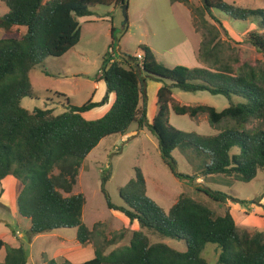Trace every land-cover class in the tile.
I'll return each instance as SVG.
<instances>
[{"label":"trees","instance_id":"trees-1","mask_svg":"<svg viewBox=\"0 0 264 264\" xmlns=\"http://www.w3.org/2000/svg\"><path fill=\"white\" fill-rule=\"evenodd\" d=\"M169 1L191 12L193 26L201 35L200 67L164 66L147 46L134 55H120L121 61L108 52L98 81L105 82L116 100L104 117L90 121L83 115L102 107L108 98L77 107L57 94L67 102L66 112L60 115L50 109L24 108V99L34 97L31 75L47 60L61 59L80 44V20L93 17L94 8L122 7L128 0H1L5 13L0 15V185L12 176L22 186L17 211L30 222L29 240L75 230L79 244L94 249V258L84 264H208L202 254L208 244L221 250L218 264H264V232L240 229L228 206V199L239 200L223 192L197 189L223 204V214L187 194L166 212L149 197L147 182L137 169L135 178L120 189L122 204L117 205L107 190L112 178L109 169L101 188L108 209L139 226L129 245L110 252L125 240L129 229L111 237L97 225L90 229L83 220L87 199L84 194L73 195L92 151L111 136L126 135L133 125L157 139L163 163L179 180L193 184L199 176H223L250 184L264 174V69L229 53L230 46L222 39L223 23L215 16L216 11L234 21L257 20L261 32H252L248 44L264 57V10L235 8L225 0H203L200 8L190 0ZM115 35L112 27L110 48L114 49ZM149 82L161 85L153 122L148 119ZM175 91L223 97L228 107L218 111L203 104L182 106L174 100ZM171 110L178 116L206 120L217 134L177 130L170 123ZM177 152L196 171L194 176L179 172ZM3 195L0 186V203ZM167 239L182 242L186 250L174 249ZM2 250L6 252L3 264H28L24 247L14 248L1 240ZM48 264L73 263L51 260Z\"/></svg>","mask_w":264,"mask_h":264},{"label":"rangeland","instance_id":"rangeland-1","mask_svg":"<svg viewBox=\"0 0 264 264\" xmlns=\"http://www.w3.org/2000/svg\"><path fill=\"white\" fill-rule=\"evenodd\" d=\"M190 1L194 7L200 8L203 5V0ZM225 1L235 8L264 10V0ZM188 10L182 4L172 5L169 0H128V23L126 24L121 6L94 8L93 17L80 20L82 38L78 49L82 55L69 57L65 60L50 59L43 66L38 67L32 74L34 97L24 99L23 107L31 112L36 109H50L54 111L55 115H60L66 112V105L64 99L58 97L57 94L66 96L70 99L71 104L77 107H82L89 101L105 99L101 98L100 92L95 90V82H98V74L104 56L111 49L114 50V48H110L112 27L116 30L115 48L118 61H121L120 55H134L142 46L149 48L153 46L159 52L164 53L167 49L183 43L187 38L195 40L194 32L191 31L193 23L190 16L192 17V15ZM4 13L5 9L0 0V15ZM215 16L223 23L222 39L230 46L229 53H234V56H237L241 62L264 69V57L248 44V38L252 32H261L257 20L250 19L245 23L234 21V19L216 11ZM2 35L3 31L0 32V38ZM197 38L201 43L199 33H197ZM159 57L158 62L161 61L160 63L164 66L171 68L178 65L185 66L177 63L179 61L177 56ZM67 60L70 61L72 70L76 73L73 76L66 74L68 68H66L65 62ZM124 66L128 67V65ZM46 71L49 76L45 75ZM148 85L147 104L152 111L153 107L158 104V88L161 85L154 82H149ZM173 97L175 102L182 106L203 104L214 107L218 111H223L228 107V101L225 98L212 96L206 92L175 91ZM98 112H100L98 109H93L89 114L95 113L96 115ZM170 123L177 130L186 134H217V130L212 128L206 120L198 121L188 116H178L172 110ZM134 131H137L138 135L134 134ZM174 157L178 161L179 172L191 176L196 174V171L181 158L178 152ZM109 169L112 170V178L107 185V190L112 202L117 205L122 204L120 189L135 178L136 170L139 169L147 182L149 197L166 212L177 203L182 194H187L206 204L215 212L225 213L226 207L223 204H217L204 193L197 191L200 188H210L239 200L236 202L228 199V206L233 209L240 229L264 232L263 173L259 174L250 184L232 181L223 176L206 178L199 176L193 184L179 180L163 163L157 139L148 130H140L137 125H133L126 135L111 136L103 140L92 151L82 165L73 190V195L84 194L87 199L83 220L90 229L97 225L98 229L106 232L109 237L115 233L130 230H127L128 234L125 240L112 247L108 252L129 245L133 231L139 229L138 225H131L130 221L120 213L108 209L101 188L102 177ZM0 186L4 192L3 202L0 203V241L2 240L14 248L24 247L28 253V264H48L51 260H56L59 263L68 261L73 264H84L94 258V249L81 246L77 241L75 230L55 231L34 236L29 240L27 230L30 227V222L16 214L17 198L22 186L12 177L6 178ZM18 232L22 234H18ZM23 234L25 239L23 237L21 240ZM152 241L156 242L158 239L152 238ZM166 243L178 251L186 250V245L182 242L167 239ZM220 253L221 250L217 245L208 244L202 254L208 264H218ZM5 255V250H2L0 264H3Z\"/></svg>","mask_w":264,"mask_h":264},{"label":"crops","instance_id":"crops-1","mask_svg":"<svg viewBox=\"0 0 264 264\" xmlns=\"http://www.w3.org/2000/svg\"><path fill=\"white\" fill-rule=\"evenodd\" d=\"M190 19L192 21V17L191 16H190ZM89 22H93V21H89ZM191 31L194 32L193 37H194L195 40L192 39L193 41L191 39L187 38V39H185V41H183V43L178 44V45H176L174 47H171V48L167 49L164 53L159 52L153 46L150 47V49L153 51V53L156 56L158 61L160 60L159 56H165V57H168V58L172 57V56H177L176 58L179 60V61H177V63H179V64H183L186 67H190V68L200 67V65H199V63L197 61V52H198V50L200 48L199 46H200L201 43H200V40H198V38H197V32H196V30H195V28L193 26L191 28ZM81 38H82V36H81ZM78 48H79V46L75 47L74 49H72L67 55H65L63 58H61V60H65V59H67L69 57H76V56L82 55V53L80 52V50ZM120 51H121V49H120ZM179 56H181V57H179ZM65 63H66V68H68V70L66 71L67 72L66 74L72 75V76L75 75L76 73H74V71L72 70V65H71L70 61L67 60ZM46 74H47V71H46L45 75ZM31 80H32V75H31ZM32 83H33V80H32ZM33 86H34V83H33ZM148 86H147V89H148ZM160 88L161 87L158 88V91L160 90ZM95 90H97V92H100L101 98H106L107 97L108 98V102H107V104L104 107L95 108V109H98V111H100V112L96 113V115H95V113L93 115L92 114L90 115L89 112L85 113L83 115L87 120H90V121L98 119V118L100 119V118L104 117L111 110V108L114 105L115 100H116L115 94H109L108 93L107 87H106V84H105L104 81L95 82ZM103 100L104 99H100V100L93 101V102L94 103H100ZM65 105H67L66 101H65ZM65 108L67 110V106H65ZM157 113H158V106L153 107L152 111L148 108V119H149L150 122L154 121ZM201 120L203 121L204 119H201ZM142 132H144V131H142ZM134 134L138 135L137 131H134ZM9 177H12V176H9ZM12 178H14V177H12ZM16 209H17V206H16ZM16 214H18L17 210H16ZM8 215L10 216V214H8ZM13 217L15 218V216H13ZM12 231H14V230H12ZM18 234H22V233L18 232ZM22 238L25 239V235L24 234L21 235L20 239L23 240Z\"/></svg>","mask_w":264,"mask_h":264},{"label":"water","instance_id":"water-1","mask_svg":"<svg viewBox=\"0 0 264 264\" xmlns=\"http://www.w3.org/2000/svg\"><path fill=\"white\" fill-rule=\"evenodd\" d=\"M123 12H124V17H125V23H128V4H125L122 6ZM136 68H138V72H140V66L136 65Z\"/></svg>","mask_w":264,"mask_h":264},{"label":"built area","instance_id":"built-area-1","mask_svg":"<svg viewBox=\"0 0 264 264\" xmlns=\"http://www.w3.org/2000/svg\"><path fill=\"white\" fill-rule=\"evenodd\" d=\"M109 54H111V56H114V58L117 59L116 50L111 49V51L109 52ZM139 58L142 59V56L139 57Z\"/></svg>","mask_w":264,"mask_h":264},{"label":"clouds","instance_id":"clouds-1","mask_svg":"<svg viewBox=\"0 0 264 264\" xmlns=\"http://www.w3.org/2000/svg\"><path fill=\"white\" fill-rule=\"evenodd\" d=\"M114 50H116V49H114Z\"/></svg>","mask_w":264,"mask_h":264}]
</instances>
